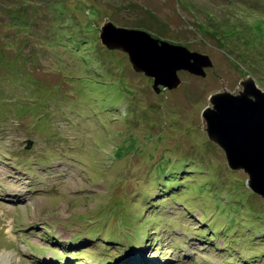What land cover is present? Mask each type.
I'll use <instances>...</instances> for the list:
<instances>
[{
    "label": "rangeland",
    "instance_id": "obj_1",
    "mask_svg": "<svg viewBox=\"0 0 264 264\" xmlns=\"http://www.w3.org/2000/svg\"><path fill=\"white\" fill-rule=\"evenodd\" d=\"M106 22L213 66L156 93ZM247 78L264 0H0V264H264V198L202 118Z\"/></svg>",
    "mask_w": 264,
    "mask_h": 264
},
{
    "label": "water",
    "instance_id": "obj_2",
    "mask_svg": "<svg viewBox=\"0 0 264 264\" xmlns=\"http://www.w3.org/2000/svg\"><path fill=\"white\" fill-rule=\"evenodd\" d=\"M100 38L108 49L125 52L135 72L152 78L156 93L179 88L180 71L206 77L205 69L213 66L207 55L154 39L144 31L118 28L112 22L102 26ZM241 85L236 95L224 91L211 96L212 108L203 111V123L209 140L225 153L228 167L244 171L248 188L264 198V91L252 78Z\"/></svg>",
    "mask_w": 264,
    "mask_h": 264
},
{
    "label": "trees",
    "instance_id": "obj_3",
    "mask_svg": "<svg viewBox=\"0 0 264 264\" xmlns=\"http://www.w3.org/2000/svg\"><path fill=\"white\" fill-rule=\"evenodd\" d=\"M91 31H92V30H88L87 32H88V33H91ZM98 81H100V80H98ZM98 84H100V83H98ZM175 181H177V179H176ZM130 246H131V245H130ZM144 249H145V248H143V250H144ZM135 251H136V253H137V255H138V252H140V248H139V247L136 248ZM140 260H142V259H140ZM144 261H145V260H144Z\"/></svg>",
    "mask_w": 264,
    "mask_h": 264
},
{
    "label": "clouds",
    "instance_id": "obj_4",
    "mask_svg": "<svg viewBox=\"0 0 264 264\" xmlns=\"http://www.w3.org/2000/svg\"><path fill=\"white\" fill-rule=\"evenodd\" d=\"M148 245V243L144 246V248L146 247ZM148 247H146L145 249H147ZM22 251H23V249H22ZM46 259H48V258H46ZM146 262L148 261V260H145Z\"/></svg>",
    "mask_w": 264,
    "mask_h": 264
}]
</instances>
